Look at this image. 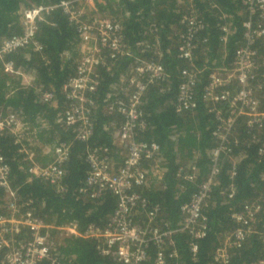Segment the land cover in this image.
Instances as JSON below:
<instances>
[{
	"label": "trees",
	"instance_id": "16d2710c",
	"mask_svg": "<svg viewBox=\"0 0 264 264\" xmlns=\"http://www.w3.org/2000/svg\"><path fill=\"white\" fill-rule=\"evenodd\" d=\"M62 1L0 0V45L4 39L22 33L23 10L56 5ZM93 1L98 14L110 15L118 24L126 48L113 60L107 53V65L98 67L100 83L92 95L95 101L91 109L92 129L86 140L78 139L76 127L66 126L62 120L67 108L63 87L75 76L80 55L76 26L60 8L44 12L37 20L36 46L29 44L0 56V121L13 113L28 124L30 129L25 133L43 145V148L32 149L35 152L30 150L36 155L34 162L39 165L47 166L53 162L57 144L64 143L68 147V158L61 165L62 189L59 190V184L30 175L29 168L33 163L26 159L27 153L21 151L18 137L7 128L0 130V155L8 168L7 188L0 185V215H7L5 198L13 192L23 202H31L33 213L55 228L74 226L82 231L90 224L100 228L109 224L116 208V198L105 193L94 199L81 191L87 189L91 192L86 186V178L91 171L87 153L89 150L107 149L114 169L124 164V159L114 147V138L123 122L115 104L128 102L131 91H127V86H130L131 76H136L135 69L145 62H152L163 67L166 77L148 85L142 95L139 113L146 129L136 138L158 144L160 153L157 160H142L141 168L145 170L147 179L134 188L146 199L148 209L159 208L154 224L163 230H174L181 224L180 207L190 200L210 172L211 152L218 147L213 133L219 122L214 114L208 112L210 107L203 100V89L208 83L209 73L230 66L236 48L243 43L242 22L247 17L246 8L241 5V0ZM191 12H195L204 24L191 62L203 71L195 86L196 109L194 112L177 113L180 72L187 66L178 58L183 27L180 23ZM222 14L227 15L225 20L221 18ZM222 25L229 28L226 45L220 42ZM204 39L206 41H202ZM7 65L12 67V72L6 70ZM30 71L35 74L36 85L24 82ZM43 92L51 93V101L42 100ZM262 97L264 105V92ZM236 121L232 130L234 139H230L228 146L231 151L219 155L216 185L212 186L211 198L204 210L207 219L205 235L195 239L188 232L173 234L175 252H166L168 264H216L214 256L218 246L224 236L237 226L230 214L239 212L244 204L262 197L264 193V156L258 155L262 134H258L257 129L247 128L242 118ZM26 139L24 136V142ZM234 140H237L236 144ZM46 146L52 148L48 150ZM178 154L185 156V160L178 158ZM187 159L189 165L194 164L197 170L194 182L176 177ZM156 162L161 164L160 171L153 175L151 169ZM231 188L234 192L229 198ZM140 218L142 214L138 212L134 221ZM263 225L264 212L259 215L255 230L244 245L232 251L231 264H252L264 257ZM21 237L28 239L29 234L23 231ZM49 237L51 253L62 264H121L116 259L101 256L92 240L64 238L56 229L50 231ZM192 244L197 245L196 252H192ZM150 246L148 257L139 264H154L157 249ZM171 253L173 256L169 257ZM41 264L49 263L44 261Z\"/></svg>",
	"mask_w": 264,
	"mask_h": 264
},
{
	"label": "built area",
	"instance_id": "2783aa9c",
	"mask_svg": "<svg viewBox=\"0 0 264 264\" xmlns=\"http://www.w3.org/2000/svg\"><path fill=\"white\" fill-rule=\"evenodd\" d=\"M245 7L246 19L242 22L243 43L235 52L230 66L218 68L208 75V83L203 89V100L209 104V113L214 114L218 123L216 136L218 147L211 152V168L206 177L192 194L190 200L180 207L182 214L181 224L174 230H163L154 224L159 208H147V201L135 192L136 186H141L147 179L145 170L141 168L144 159L157 160L160 146L156 143H147L138 140L136 136L146 129L139 113L140 100L148 85L165 79L166 75L160 64L145 62L135 69V78H130L132 93L128 102L119 101L115 104L116 111L122 116L123 122L117 132L118 145L127 152L124 164L114 169L109 160L107 149L89 150L86 160L91 171L86 178V186L91 189H81L90 194L89 197L97 199L105 193H111L116 198V208L106 227L100 228L94 224L88 225L82 231L74 226L55 228L46 224L30 209L31 202H23L15 193L8 194L4 210L7 215H0V264H62L50 249V231L57 230L61 237H77L92 240L96 249L103 257L116 259L121 264H139L148 257L147 250L154 245L157 249L154 264H168L166 252L173 250V234L188 232L195 239L205 235L206 216L204 210L211 198L212 186L216 185L219 173V161L222 153H230L228 148L233 136L232 130L236 120L242 118L247 128L257 129L262 134V141L258 150L260 157L264 156V105L262 92H264V0H241ZM86 5L95 12L93 0H64L51 6H34L24 12L21 18L22 33L6 38L0 46V56L10 53L29 44L36 46L34 36L37 31V20L42 18L44 12L60 8L69 21L76 26L79 41L97 34L104 55L84 54L77 61L76 74L70 78L63 87L67 101L62 120L66 126L77 129V138L86 140L91 134V109L95 105L92 95L97 91L100 83L99 66H106L108 59L123 54L126 46L123 36L116 22L94 15L85 16L80 5ZM89 4V5H88ZM98 14V13H97ZM222 19L227 15L222 14ZM182 32L178 46V58L186 63L180 72L181 83L177 93V113L194 112L196 109L195 86L202 74V69L193 65L192 59L199 44V34L204 24L195 12L184 16L180 23ZM220 42L227 44L229 28L220 27ZM202 41H206L205 39ZM263 49L260 50V47ZM7 71L12 67L7 65ZM43 101L49 102L52 95L43 92ZM221 106V107H220ZM21 119L15 114H8L0 121V130L7 128L12 131L25 151L26 159L32 162L29 173L46 182L55 184L62 189L60 181L63 176L61 165L68 158V147L64 143L54 148L53 162L47 166L37 165L35 154L22 144L27 134L18 131ZM24 135V136H23ZM26 141H28L26 139ZM237 143V140H234ZM220 155V156H219ZM156 162L155 164H158ZM158 167V166H157ZM187 167V168H186ZM8 168L0 155V185L7 188L6 174ZM178 179L194 182L197 170L194 166H182L176 173ZM233 190L228 191L229 198L233 197ZM143 215L144 223L134 221L135 214ZM264 212V193L262 197L244 204L239 212H232L231 219L236 227L230 234L224 236L214 260L216 264H231L232 251L241 248L253 234L258 217ZM264 227V225H263ZM165 228V227H164ZM168 229V227H166ZM23 231H27L29 238L23 240ZM264 245V233L262 238ZM197 251V245L192 244V252ZM175 252V251H174ZM173 253L169 255L172 257ZM252 264H264V257Z\"/></svg>",
	"mask_w": 264,
	"mask_h": 264
},
{
	"label": "rangeland",
	"instance_id": "374dc122",
	"mask_svg": "<svg viewBox=\"0 0 264 264\" xmlns=\"http://www.w3.org/2000/svg\"><path fill=\"white\" fill-rule=\"evenodd\" d=\"M87 5V4H86ZM86 5H80L79 6V8H81L82 10H83V12H85V16H86V18L87 17H92V16H94V15H98L99 17H102V18H108V19H110V20H113L114 21V19L112 18V16H110V15H105V16H102V15H100V14H97V12L96 13H94L93 11H91ZM89 5V4H88ZM94 8H95V6H94ZM28 9H25V10H23V12H22V14L21 15H23L24 14V12L25 11H27ZM21 18H22V16H21ZM5 40V39H4ZM3 40V41H4ZM79 43V45H78V47H79V55L81 56V55H84V54H94V55H98L99 56V54H101V55H104L105 54V51L104 50H102L101 48V43H100V41H99V37H98V35L97 34H95V33H93V34H90L89 35V37H87V38H84L83 40H81V41H78ZM2 44H3V42L1 43V45L0 46H2ZM78 61V60H77ZM35 74H34V72L33 71H30L29 72V74L27 75V76H25L24 77V82L26 83V84H30V85H36L35 84V76H34ZM136 76H131V78H135ZM39 87V86H38ZM128 88H127V91L129 90V91H131V93H132V89H131V87L130 86H127ZM130 93V94H131ZM8 116V115H7ZM21 121V120H20ZM38 121H40V119H38ZM114 128H115V126H114ZM29 126H28V124H26V123H23L22 121H21V127H18V131H22V132H28L29 131ZM35 132H36V130H35ZM24 136V135H23ZM29 137V139H28V141H31V135L30 136H28ZM178 158H180L181 160H185V156H183V155H181V154H178V156H177ZM183 164L185 165V166H187V165H189L190 163H189V161H188V159L186 160V162H183ZM192 166H194V164H191Z\"/></svg>",
	"mask_w": 264,
	"mask_h": 264
},
{
	"label": "crops",
	"instance_id": "0c3cea01",
	"mask_svg": "<svg viewBox=\"0 0 264 264\" xmlns=\"http://www.w3.org/2000/svg\"><path fill=\"white\" fill-rule=\"evenodd\" d=\"M14 136H15V134H14ZM29 139V137H28V135H27V140ZM31 139V141H27V142H23L22 144H25V146L27 147V148H29V149H27V150H32V149H40V148H43V145L40 143V141L38 140V139H34L33 138V140H32V138H30ZM29 143V145H27ZM47 147V149L48 150H50L52 147H50V146H46ZM55 147V146H54ZM114 147H115V149L117 150V151H119V153H120V156L123 158V159H125L126 158V156H127V152L124 150V148L123 147H121V146H119L118 145V141H117V138H116V136H115V138H114ZM50 148V149H49ZM32 151H34V150H32ZM35 152V151H34ZM47 152V151H46ZM46 152L44 151L43 153H45L46 154ZM39 155H40V153H39ZM41 156V155H40ZM43 156V155H42ZM38 157V156H37ZM35 158H36V155H35ZM37 164V163H36ZM37 165H39V164H37ZM32 166V165H31ZM40 166H42V165H40ZM110 166H112V163H111V165ZM158 166V167H157ZM160 166H161V164H160V162L158 163V164H155L153 167H154V169L152 168L151 169V173L154 175V174H156V173H159V171H160ZM113 167V166H112ZM35 177V176H34ZM45 181V180H44ZM17 195V197L18 198H20L19 196H18V194H16ZM9 199V197H7V198H5V202H7V200ZM142 217H143V215H142ZM138 223H140V224H143L144 223V220H143V218H140L138 221H137ZM50 225V224H49ZM65 227V226H64ZM62 228V227H61Z\"/></svg>",
	"mask_w": 264,
	"mask_h": 264
}]
</instances>
